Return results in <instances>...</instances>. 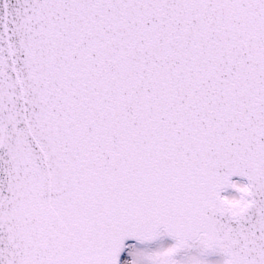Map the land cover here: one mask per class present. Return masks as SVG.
Returning a JSON list of instances; mask_svg holds the SVG:
<instances>
[{"label":"snow or ice","instance_id":"snow-or-ice-1","mask_svg":"<svg viewBox=\"0 0 264 264\" xmlns=\"http://www.w3.org/2000/svg\"><path fill=\"white\" fill-rule=\"evenodd\" d=\"M0 264H264V0H0Z\"/></svg>","mask_w":264,"mask_h":264}]
</instances>
